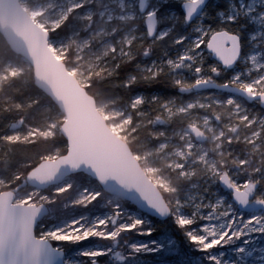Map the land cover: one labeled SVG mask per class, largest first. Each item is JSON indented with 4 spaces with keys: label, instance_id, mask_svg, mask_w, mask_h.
<instances>
[{
    "label": "snow or ice",
    "instance_id": "obj_1",
    "mask_svg": "<svg viewBox=\"0 0 264 264\" xmlns=\"http://www.w3.org/2000/svg\"><path fill=\"white\" fill-rule=\"evenodd\" d=\"M16 2L0 0V12ZM137 6L145 20L141 39L170 42L175 55H166L169 65L178 69L187 65L198 75L207 68L217 78L221 68L231 72L242 61L251 63L252 71H264V0H137ZM83 7L70 10L49 30L51 35L63 29L72 11ZM119 18L134 19L135 13ZM13 47L20 44L13 42ZM227 53L234 54L228 58ZM240 75L235 73L232 79ZM30 135L35 145V133ZM0 139L19 143L29 136ZM71 160L67 148L55 158L41 152L35 167L27 165L37 182L34 187H42ZM176 169L177 175H194L186 164H177ZM132 176V185L120 181L124 191L118 195L127 203L104 199L99 189H83L59 202L58 208V198L75 190L74 180L51 194L28 192L23 199L9 194L0 200V264H264V182L235 179L215 165L202 183L190 182L185 188L163 177L146 178L138 165ZM106 180L101 176L98 182ZM157 185L174 199L166 201ZM89 204L104 210L58 216V211L87 209Z\"/></svg>",
    "mask_w": 264,
    "mask_h": 264
},
{
    "label": "rangeland",
    "instance_id": "obj_2",
    "mask_svg": "<svg viewBox=\"0 0 264 264\" xmlns=\"http://www.w3.org/2000/svg\"><path fill=\"white\" fill-rule=\"evenodd\" d=\"M21 3L33 19L48 31L61 23L70 10L80 4L84 5L78 11L71 12L68 30L57 32L49 40L50 47L53 50L55 46L53 51L60 59L72 57L68 69L83 86L92 82L95 73L112 70L123 61H134L135 73L128 75L131 80L136 76L156 79L163 74L171 83L179 85L180 93L177 95L170 96L164 90L138 91L125 98L117 96L116 99L98 105L99 111L116 134L128 143L135 141L136 150L132 151L153 181L163 177L173 186L185 188L190 182L202 183L211 166L215 165L217 171L227 170L235 179L245 181L250 178L251 181L259 179L264 182V108L260 102L250 103L241 96L216 90L194 91L192 85L208 78L210 72L205 68L198 75L187 65L179 69L169 65L166 55L175 53L163 41L149 42L150 45H157L156 52L152 56L141 57L140 48L147 42V38L145 36L141 39L145 23L137 0H21ZM41 11L44 14L38 15ZM130 13H135L134 19L119 18L127 17ZM28 69L32 67L21 56L17 59L0 56V84L12 76V71L21 76ZM252 69L251 63L242 61L233 71H228L227 79L230 84L242 88L252 85L246 89L255 94L264 93V71ZM235 73L241 74L239 79H232ZM184 93L189 96L186 98ZM61 115L60 110L47 115L48 122L44 126L32 128L26 134L14 128L9 136H29L30 139L33 138L30 133H35L36 137L41 132H48L52 136L60 128ZM191 125L203 129L208 139L198 142L188 131ZM142 129L147 130L146 136L135 135ZM164 144L166 148L162 147ZM180 163L186 164L188 171L194 175H177L176 165ZM150 168L162 171L151 173L148 172ZM78 174L66 177L58 185L52 186L51 192H47L51 194L55 188L72 180L76 184V193L83 189H102L89 175ZM5 186V179L0 177V192ZM157 186L164 195H168L166 201L174 199V194ZM38 191L22 192L18 199H23L28 192ZM103 198L112 202L120 199L122 203H127L121 197L108 193ZM97 210L104 209L99 205L83 212ZM73 214L78 213L62 212L58 216L64 219Z\"/></svg>",
    "mask_w": 264,
    "mask_h": 264
},
{
    "label": "water",
    "instance_id": "obj_3",
    "mask_svg": "<svg viewBox=\"0 0 264 264\" xmlns=\"http://www.w3.org/2000/svg\"><path fill=\"white\" fill-rule=\"evenodd\" d=\"M0 34L15 54L28 61L36 87L64 115L60 133L67 141L68 154L72 157L71 162L62 164L55 177L42 187H34L37 182L28 172L20 184L1 191L0 200L9 194L17 198L19 191L28 186L34 190H45L76 173L87 174L97 182L99 177H107L106 181L98 183L105 192L118 197L124 191L120 181L126 185L133 184L132 171L135 165L144 171L146 178H150L129 143L111 129L99 111L95 97L88 93L66 63L52 50L49 44L50 32L33 19L20 0H17L15 7H6L0 12ZM13 42L19 43L20 47L14 48ZM233 54L226 55L231 58ZM193 89L235 94L250 103L259 101L264 108V93L255 94L249 89L229 83L201 80L193 85ZM188 131L198 142L207 140L206 134L197 126L191 125ZM156 187L164 198L160 188Z\"/></svg>",
    "mask_w": 264,
    "mask_h": 264
},
{
    "label": "trees",
    "instance_id": "obj_4",
    "mask_svg": "<svg viewBox=\"0 0 264 264\" xmlns=\"http://www.w3.org/2000/svg\"><path fill=\"white\" fill-rule=\"evenodd\" d=\"M68 23L69 20L64 25L61 32H66L68 30ZM52 36L53 35H51V37ZM163 43L170 46V42L163 41ZM140 49L141 57L144 55L143 49L145 52H150V56H152L157 50V45L155 43L150 45L147 40ZM0 56L6 59H17L20 57L10 49L8 43L1 34ZM71 58L72 57L64 60L67 66L71 63ZM209 60L212 63H216L211 57H209ZM133 73H135L134 61H123L112 70L95 73L92 82L89 84L91 87L87 85L85 88L88 93L95 97L97 105L109 99H116L117 96L125 98L138 91L149 92L164 90L170 96L180 93L179 85L171 83L163 74L156 79H143L141 76H136L134 80H131L128 78V75ZM228 73V71L221 68L219 78L210 72L208 79L217 81L218 83L229 82L227 79ZM184 96L187 98L189 94L184 93ZM58 112L59 109L53 101L36 87L32 69H28L25 74L21 76H9L0 84V138L9 136L14 128H18L23 134H26L32 128L42 127L48 122L47 115ZM62 117L63 115H61L59 121L60 125L63 122ZM135 135L144 137L147 135V130H139ZM34 138L37 141L35 145L31 143L33 138H30L26 142L19 143H9L0 139V177L4 178L6 181V186L2 188V191L13 188L21 183L29 172L27 165L31 164L35 167L41 152H45L55 158L57 155L63 154L65 148H67V143H64L66 139L59 130H56L52 136L44 137L37 134ZM45 141H47V143H45ZM129 145L133 151L136 150L135 141H130ZM78 175L85 176L83 173ZM98 187L102 188L100 185H98ZM51 188L52 186L45 190L51 192ZM29 190L33 189L30 186L22 189L17 194V199L22 192H27ZM101 190L104 191L103 189ZM76 191L77 190H74L70 193L61 195L58 198L57 207L59 208V202L67 201L70 196H75ZM103 195L107 196V192L104 191ZM165 195L163 194L165 199H167L168 195ZM97 206L99 205L95 207ZM95 207L89 204L87 209L81 207L75 209L68 208L66 211H58V214L62 212L69 214L70 211L80 213L83 212V210H92Z\"/></svg>",
    "mask_w": 264,
    "mask_h": 264
},
{
    "label": "flooded vegetation",
    "instance_id": "obj_5",
    "mask_svg": "<svg viewBox=\"0 0 264 264\" xmlns=\"http://www.w3.org/2000/svg\"><path fill=\"white\" fill-rule=\"evenodd\" d=\"M204 80H209L208 78H206V79H204ZM212 81V80H211ZM215 82H217V81H215ZM198 127V126H197ZM200 128V127H199ZM201 129V128H200ZM205 134H206V136H207V139H208V134L203 130V129H201Z\"/></svg>",
    "mask_w": 264,
    "mask_h": 264
}]
</instances>
